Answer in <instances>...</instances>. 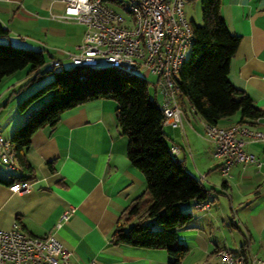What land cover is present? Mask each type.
<instances>
[{
  "label": "crops",
  "instance_id": "0c3cea01",
  "mask_svg": "<svg viewBox=\"0 0 264 264\" xmlns=\"http://www.w3.org/2000/svg\"><path fill=\"white\" fill-rule=\"evenodd\" d=\"M64 10L63 0H0V22L8 27L11 43L44 49L49 62L60 59L64 64L70 59L67 52L77 51L87 29L77 20L56 16ZM221 14L230 31L240 36L229 78L264 110V0H222ZM29 76L24 68L0 81V114L24 98L26 91L18 99L13 93ZM188 103L189 108L183 105V128L172 127L167 141L181 148L174 156L186 169L193 165L190 172L202 180L210 205L186 206L193 219L178 229L179 243L188 247L181 264H220L216 253L222 247L247 249L264 259V140L245 145L259 163L236 162L224 175L223 159L214 155V143L206 135L207 122ZM117 106L110 98L90 100L33 134L27 153L33 177L14 182L27 180L30 188L14 191L13 183L0 181V228L17 223L33 236L54 233L71 251L73 262L168 264L164 248L116 243L112 238L121 215L139 195L148 194L145 175L128 158V137L117 123ZM26 116L23 112L13 119L10 134ZM257 127L264 131V117ZM204 138L208 145L198 150L195 143ZM4 167L0 166V176L11 178ZM12 173L25 175L19 164Z\"/></svg>",
  "mask_w": 264,
  "mask_h": 264
},
{
  "label": "trees",
  "instance_id": "16d2710c",
  "mask_svg": "<svg viewBox=\"0 0 264 264\" xmlns=\"http://www.w3.org/2000/svg\"><path fill=\"white\" fill-rule=\"evenodd\" d=\"M112 6L122 0H105ZM222 0H201L202 23H193L194 42L177 78L179 96L189 100L193 109L209 124L230 122L254 123L264 117L253 98L230 80V66L240 36L232 33L221 14ZM44 49L14 45L9 29L0 22V81L18 70L28 68L30 75L21 86L37 82L52 73L28 97L18 102L25 120L14 128L13 143L19 167L25 175L0 176L8 184L33 177V166L27 153L33 134L46 125H55L62 114L87 101L110 98L117 101L116 119L128 137L130 162L143 172L147 196L139 195L121 215L113 232L116 243L144 248H164L168 264H181L188 247L178 241V229L193 219L187 205L206 200L202 180L188 171L185 164L170 152L164 125V113L156 97H150V84L136 74L113 66H52L47 71ZM48 96L38 108L34 103ZM183 105V101L181 100ZM236 120L233 117L236 116ZM229 125V124H228ZM53 169L52 163L50 164Z\"/></svg>",
  "mask_w": 264,
  "mask_h": 264
},
{
  "label": "built area",
  "instance_id": "2783aa9c",
  "mask_svg": "<svg viewBox=\"0 0 264 264\" xmlns=\"http://www.w3.org/2000/svg\"><path fill=\"white\" fill-rule=\"evenodd\" d=\"M65 10L57 17L77 20L87 26L77 51L67 52L74 64L100 66L103 60L116 69L136 74L145 71L154 74L149 82L164 113V125L183 128L185 112L179 97L177 78L187 60L194 32L185 16L187 0H122L116 6L105 0H63ZM52 66L62 65L60 59H52ZM263 118V117H262ZM254 123L234 122L229 125H206V135L214 143V155L223 159L222 173L240 162L244 165L258 162L256 155L245 149L249 142L264 140V131ZM178 145L170 152L176 155ZM0 159L8 170L18 166L14 146L10 138L0 133ZM14 191L30 188L27 180L13 183ZM208 200L199 201L197 208L209 207ZM71 210L63 214L69 217ZM62 223L59 222L57 226ZM217 256L220 264H264L258 255L241 249L234 251L222 247ZM0 264H98L90 259L73 262L71 251L54 235L33 236L23 231L17 223L9 229L0 228Z\"/></svg>",
  "mask_w": 264,
  "mask_h": 264
},
{
  "label": "rangeland",
  "instance_id": "374dc122",
  "mask_svg": "<svg viewBox=\"0 0 264 264\" xmlns=\"http://www.w3.org/2000/svg\"><path fill=\"white\" fill-rule=\"evenodd\" d=\"M184 11H185L186 18L191 23V25L193 23H197V24H201L202 23V5H201V0H187V2L185 4V7H184ZM70 21H72V20H70ZM46 55H47L48 58L50 57L47 52H46ZM63 65L70 66V65H72V61L70 59H66ZM106 65H108L107 62H105L103 60L100 61V66H106ZM60 68H62V67L60 66V67H57L56 69H60ZM48 69H52V66H51L50 62L47 60V62L42 66V70L43 71H47ZM51 74L52 73H50V74L48 73L46 78L43 79V80H40L38 82H31L30 84H28V85H26L24 87H20L17 91H15L13 93L14 99H18L19 97L21 98L20 95H23L25 93V91L27 92V94L24 96V98L28 97V95H30L32 92L37 90L41 85H43L44 82L49 80L50 77H51L50 76ZM136 75L139 78L145 79V80H147L148 82H151V83L156 80V76L154 74H147V72H145V71H138L136 73ZM149 93H150V97L151 98L154 97L155 91H154L153 87H150ZM24 98H21V99H24ZM46 99H48V96L39 98L34 103V107L38 108L40 106V104ZM157 99L159 100V97ZM180 99L184 102L183 105L185 104L186 107L189 106L187 98H185V97L181 98L180 97ZM30 109L27 110L26 114L28 113V111H30ZM21 114H23V111H21L19 109L17 102L14 105L12 103L8 104V106H6V108H5V111L2 114H0V124H1L0 133L5 138H10L11 137L12 133L10 134V129H9L10 125H11L13 119H16L17 116H19ZM171 128H172L171 126H166V132L169 135L172 132ZM206 140L207 139L204 138V141L202 140V143L201 142H200V144L195 143L196 148L198 150L200 149L202 151L204 149V147L206 145H208ZM167 142L169 143L170 140H168ZM213 152H214V149H213ZM191 159H192V157H191ZM0 166L4 167L3 163H0ZM187 169L189 171H194L193 165L191 163H189L187 165ZM16 171H18V170H16Z\"/></svg>",
  "mask_w": 264,
  "mask_h": 264
}]
</instances>
